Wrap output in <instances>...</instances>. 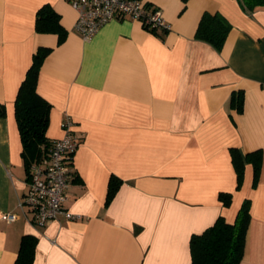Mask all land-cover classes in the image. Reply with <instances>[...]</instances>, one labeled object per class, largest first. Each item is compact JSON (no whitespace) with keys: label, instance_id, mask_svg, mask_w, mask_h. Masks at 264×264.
I'll return each mask as SVG.
<instances>
[{"label":"crops","instance_id":"crops-1","mask_svg":"<svg viewBox=\"0 0 264 264\" xmlns=\"http://www.w3.org/2000/svg\"><path fill=\"white\" fill-rule=\"evenodd\" d=\"M170 25L163 37L131 17L88 39L70 0H0V264H12L24 234L37 237L32 264H191L190 238L219 216L250 220L239 264H264V6L240 0H142ZM49 4L65 30L35 28ZM231 27L222 47L195 37L203 12ZM39 47L48 48L37 91L50 104L46 134L65 116L79 145L63 214L43 225L19 202L28 190L14 114L18 87ZM242 94V109L231 105ZM244 161L237 185L230 148ZM262 151L257 180L246 154ZM121 182L106 201L108 182ZM220 192L231 200L224 205ZM14 214V220H7Z\"/></svg>","mask_w":264,"mask_h":264},{"label":"trees","instance_id":"trees-1","mask_svg":"<svg viewBox=\"0 0 264 264\" xmlns=\"http://www.w3.org/2000/svg\"><path fill=\"white\" fill-rule=\"evenodd\" d=\"M242 5L251 10L256 6H264V0H240ZM144 8H153V4L144 2ZM142 26L154 34L163 37L167 29H157L149 24ZM230 23L220 13L205 11L202 13L195 37L220 49L230 30ZM35 28L39 32L58 33L63 38L65 30L59 22V14L49 5L44 4L37 12ZM48 53V48L39 47L32 56V62L21 81L14 100V114L22 140V159L26 171L32 165L40 162L50 151L55 139L47 136L51 104L37 91L40 66ZM231 105L237 111L242 109V94L239 92L231 98ZM5 115V107L0 104V116ZM231 159L236 171L237 185L242 182L244 161L237 148H230ZM246 161L251 163L254 181L257 180L262 151L257 149L246 154ZM74 176V175H73ZM121 180L111 175L108 182L106 201L113 197ZM219 199L228 205L231 195L220 192ZM250 220V201L244 200L237 211L233 222H228L219 216L215 222L200 233L192 234L190 238L191 264H239L244 252L245 235ZM37 237L34 234H24L19 243L15 260L12 264H32Z\"/></svg>","mask_w":264,"mask_h":264},{"label":"built area","instance_id":"built-area-1","mask_svg":"<svg viewBox=\"0 0 264 264\" xmlns=\"http://www.w3.org/2000/svg\"><path fill=\"white\" fill-rule=\"evenodd\" d=\"M70 3L77 11L74 28L84 39L91 37L114 18L131 17L157 29L170 28L160 8L153 5L152 9H145L142 0H70ZM61 130V136L54 140L47 156L31 166L28 190L19 202L29 208L31 220L37 225H43L47 220L62 214L70 220L81 217L67 210L64 205L66 190L73 177V157L79 145L71 117L62 119ZM14 218V214L7 215L9 221Z\"/></svg>","mask_w":264,"mask_h":264}]
</instances>
